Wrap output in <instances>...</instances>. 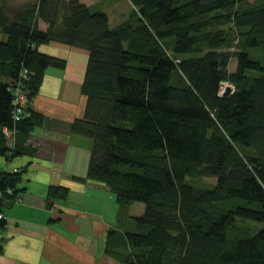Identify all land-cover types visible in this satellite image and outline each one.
Segmentation results:
<instances>
[{"label":"trees","instance_id":"1","mask_svg":"<svg viewBox=\"0 0 264 264\" xmlns=\"http://www.w3.org/2000/svg\"><path fill=\"white\" fill-rule=\"evenodd\" d=\"M129 2L111 26L81 0H0V156L32 152L24 142L44 125L33 100L45 69L67 64L39 46L84 49L83 113L64 127L92 139L87 177L125 210L105 252L118 264H264V226L249 223L264 221V0ZM19 181L18 168H1L0 212L17 201ZM68 190L46 186L48 206Z\"/></svg>","mask_w":264,"mask_h":264},{"label":"crops","instance_id":"2","mask_svg":"<svg viewBox=\"0 0 264 264\" xmlns=\"http://www.w3.org/2000/svg\"><path fill=\"white\" fill-rule=\"evenodd\" d=\"M39 49L64 57L67 64L45 69L33 100L44 125L34 127L24 142L32 152L0 156L3 170L21 171L18 199L5 210L0 264H118L105 252L106 234L120 224L125 210L105 184L87 177L92 139L64 127L83 113L80 84L87 51L61 42ZM49 185L66 186L67 196L48 206L44 190ZM132 206L131 215L143 210L142 203Z\"/></svg>","mask_w":264,"mask_h":264},{"label":"rangeland","instance_id":"3","mask_svg":"<svg viewBox=\"0 0 264 264\" xmlns=\"http://www.w3.org/2000/svg\"><path fill=\"white\" fill-rule=\"evenodd\" d=\"M81 1H84L87 5H90L93 10L104 11L110 19L111 26H115L116 24L120 23L125 17L128 16V14L132 8L129 0H81ZM250 1L254 2L257 0H250ZM232 27H233V24L231 22L220 25V28H222L225 31L228 30L229 28H232ZM235 42H236V39L233 40V43H235ZM232 46L233 45H231V47L230 46H223L222 48L224 50H227V51L232 53L235 49ZM250 50L251 51L248 50V52H249V54H252L253 56L259 57L260 55H262V50L260 48H254V49H250ZM72 62L78 63V61H72ZM235 65H236V59L233 55H231L229 57L228 69L230 71L234 70ZM228 83L229 82H226L224 84H228ZM223 87H222V89H223ZM14 168L15 167H13V169ZM211 182H213V178L210 176H203V178H201L199 180V183L204 184V185H207ZM142 205H143V203H142ZM134 207L135 206H131V208H134ZM4 216H5V212H4ZM5 218H6V216H5ZM117 218H118V213H116V216H115L116 222L118 221ZM238 219L241 220L242 218L237 217V220ZM240 220H238V221H240ZM246 220H249V219H246ZM249 223H252V225H254V227L257 229L264 226V221L260 222V221L249 220Z\"/></svg>","mask_w":264,"mask_h":264},{"label":"built area","instance_id":"4","mask_svg":"<svg viewBox=\"0 0 264 264\" xmlns=\"http://www.w3.org/2000/svg\"><path fill=\"white\" fill-rule=\"evenodd\" d=\"M14 92H16V91H14ZM14 96H15V99H14L13 102H14L15 106L16 105L20 106V104H18L20 102V100H22V101L25 100L23 92L19 93V91H18L16 93H14ZM18 109L19 108H17V110ZM4 134H5V137H6V140H7V146H11L12 147V145L14 143L13 132L10 131V129L4 128ZM0 170H1V167H0ZM16 170H17L16 168L13 169V171H16ZM2 218H5V216H4V213L0 212V219H2Z\"/></svg>","mask_w":264,"mask_h":264},{"label":"water","instance_id":"5","mask_svg":"<svg viewBox=\"0 0 264 264\" xmlns=\"http://www.w3.org/2000/svg\"><path fill=\"white\" fill-rule=\"evenodd\" d=\"M231 86L230 85H226L223 91V94L226 95L231 91Z\"/></svg>","mask_w":264,"mask_h":264},{"label":"clouds","instance_id":"6","mask_svg":"<svg viewBox=\"0 0 264 264\" xmlns=\"http://www.w3.org/2000/svg\"><path fill=\"white\" fill-rule=\"evenodd\" d=\"M224 83H226V82H224ZM224 83H221V86H220V90L222 89V87H223V89L221 90V92H223L224 91V88H225V86L226 85H230L229 83L228 84H224ZM231 86V85H230ZM232 88V87H231ZM17 169V168H16ZM13 171V170H12Z\"/></svg>","mask_w":264,"mask_h":264}]
</instances>
